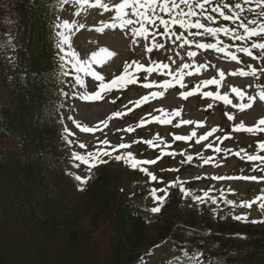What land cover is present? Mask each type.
I'll return each instance as SVG.
<instances>
[{
  "label": "rangeland",
  "instance_id": "1",
  "mask_svg": "<svg viewBox=\"0 0 264 264\" xmlns=\"http://www.w3.org/2000/svg\"><path fill=\"white\" fill-rule=\"evenodd\" d=\"M1 2L2 0L0 4ZM90 2L94 3L95 0H90ZM104 2L115 5L120 0H104ZM238 2L242 3V0ZM230 5L233 7L235 3H230ZM243 7L247 9L255 7V4L243 5ZM77 12L80 14L76 15ZM206 14L212 15L216 21L219 20L216 13ZM113 15V12H103L98 8H81L69 0V3L62 2L57 19L61 26L65 22L70 25V30L58 27L53 56L54 67L59 71L62 80L59 128L68 176L65 179L66 182L79 192L78 189L85 184L81 185L75 177L80 176L89 180L91 172L84 165L73 160V153L87 155L96 152L98 147L105 151H112L114 146L128 144L131 145L129 148L112 151L111 157H102L106 163H100L98 167L110 170L122 183L126 181L135 184L148 183L150 187L147 195L152 200L153 190H156L158 197H164L165 192L159 190L165 189L166 198L174 195L175 198H180L182 206L191 204L197 209H202L210 205L209 207L216 211L229 205L232 217L246 216L248 222L261 221L264 218V210L257 205L254 204L251 208L239 207L257 196L264 195V177L261 170L253 171L258 168L259 162H250L245 156L240 157L241 155L238 154L240 142L243 146L256 142L253 137L243 135L244 131L234 132L232 129L241 124L245 127H253L258 121L264 119V102L257 97L251 108L240 111L237 105L246 104L247 100L237 99L231 89H238L247 97H255L257 92L264 91V53L252 49V55L258 57L257 60H253L235 51L236 48H251L252 43H264V38L253 37L249 41H238L223 34L215 37L190 36L177 25L172 27V31L188 38L190 45L180 47L182 41L159 38L156 43L163 44L164 47L147 52L145 49L146 46H151V37H149V42L142 38H135L136 43L134 44V37L129 29L121 31L119 28H105L103 32L95 30L103 24L116 23L112 20ZM164 18L167 19V17ZM8 19L6 16L5 20ZM248 19H257V16L245 11L240 22L246 24ZM200 22L206 27H227L243 35V30L230 21L213 24L201 18ZM151 31L163 32V28H152ZM196 31L191 30V32ZM63 38H66L68 43L62 44ZM196 43L217 44V47L236 55L240 63L232 61L223 52L197 49L194 46ZM100 49H107L114 54L103 63V66L96 64L91 66V70L101 75L105 83L121 75L124 67L134 62L144 67L156 63L167 64L171 75L167 72L164 75L157 72L151 75L145 72L134 73L135 84H128L120 90L104 92L102 98L98 100L86 99L85 97L91 96L98 90L99 82L94 81L90 76H85L82 71L77 72V61L82 63L89 60L92 54ZM188 52H196L197 55L189 58ZM71 53H75L76 60H73ZM184 64L205 67H189L184 71L182 81L167 91L158 87H142L145 83L159 84L171 81ZM249 66L256 70V76L229 75L234 72L250 71ZM129 71L134 72V69L130 68ZM189 71L197 74L189 76L187 75ZM220 72L224 73L223 77L219 75ZM78 76L83 81L84 87L77 84ZM210 80L216 83L204 87V82ZM197 85L200 86L198 89ZM193 90L197 94L187 99L182 98L185 93ZM153 92H162L163 95L160 98H150L149 102L140 107L135 106L136 101L144 96H150ZM208 93L227 96L232 103L225 105L221 100L205 95ZM7 101L8 91L0 83V106L4 107ZM158 110H163L168 114L173 112L179 114L175 117H165ZM115 113L127 114L113 118ZM228 116H232L233 119L229 120ZM154 118H160L162 121L171 119V123L154 122ZM141 121H144L143 127L138 126ZM81 127L94 129V131L82 132ZM129 128L133 131H124ZM209 132L213 134L208 136L207 140L197 143L200 137ZM192 133L195 135L193 136ZM257 135L261 136L257 143L264 142V132H258ZM175 136L185 137L187 140H174ZM226 136L230 138L223 139ZM140 141H153L154 145L149 147L147 143ZM102 142H107L106 146L102 145ZM80 144L86 147L81 149ZM217 148L220 149L219 152L215 151ZM255 148L253 151L250 150L253 152L252 155L257 152V146ZM167 153L174 155H167ZM128 154L136 160L156 161V163L139 165L137 170H132L123 160L117 162L115 159L117 155L127 156ZM187 157L192 158L190 163ZM205 160L210 162L205 163ZM139 168L145 171H140ZM151 176H155L156 179L152 180ZM250 177L258 179H248ZM169 185L175 186L169 187ZM180 188L185 189L188 195L182 193ZM172 189H175L174 194L171 192ZM78 195L80 196V193ZM158 206V204H153V208ZM149 222L153 223V220ZM171 255L172 253L167 254L163 248L157 249L141 264H168V257ZM188 257L195 264H223L220 259L212 258L200 251H188Z\"/></svg>",
  "mask_w": 264,
  "mask_h": 264
},
{
  "label": "trees",
  "instance_id": "2",
  "mask_svg": "<svg viewBox=\"0 0 264 264\" xmlns=\"http://www.w3.org/2000/svg\"><path fill=\"white\" fill-rule=\"evenodd\" d=\"M60 4H0V83L8 91L0 106V264H140L158 247L172 253L168 264H195L192 250L223 264H264V223L182 206L174 195L153 215L148 183H122L100 167L82 192L66 182L53 62ZM255 146L239 145L240 157Z\"/></svg>",
  "mask_w": 264,
  "mask_h": 264
},
{
  "label": "snow or ice",
  "instance_id": "3",
  "mask_svg": "<svg viewBox=\"0 0 264 264\" xmlns=\"http://www.w3.org/2000/svg\"><path fill=\"white\" fill-rule=\"evenodd\" d=\"M71 2L79 5L81 8L89 7V8H98L102 9L103 12H113L114 15L112 16V20L116 23L114 24H103L100 28L95 29L98 32H103L105 28H119L121 31L125 29H129L131 35L134 37L133 43H136L135 38H142L146 42H149V37L152 38L150 41L151 46H146L147 52H152L153 49L163 48L164 45L160 43H156L157 39L159 38H167L169 40L174 41H182L180 47H184L185 45H190V41L182 34H177L172 31L173 26H179L180 29L188 32L190 36H201V35H210L212 37L217 36L218 34H223L229 36L230 39L238 40V41H249L253 37H262L264 38V0H242L241 2L235 3L233 7H229L227 4L221 3L220 0H120L119 3L115 5H109L104 2V0H95L94 3L90 2V0H71ZM63 3H69V0H63ZM255 4V7H249L245 9L243 5H251ZM227 8L231 15H226L222 9ZM247 11L254 13L257 16V19H248L246 24L240 22L242 20V14ZM216 13L223 21H230L234 24H237L238 28L243 30V35L238 34L234 30H230L227 27H206L203 23L200 22L201 18L203 20L209 21L213 24L217 23L212 15H208L206 13ZM79 15L80 13H75ZM164 17H167L165 19ZM251 26V27H250ZM58 27H63L64 29L70 30V25L65 22L62 26L58 25ZM152 28H163V32H154L151 31ZM192 29L197 30L196 32H191ZM63 37V33H61ZM61 43H68L66 38L61 40ZM219 43V41H217ZM195 48L201 50H214L216 52H223L225 56L230 57L232 61L240 63L237 59V56L232 54L231 52L227 51L226 49H222L217 47V44H205V43H196ZM252 49L260 50L261 53H264V43H252L251 48L243 47V48H236V52L243 53L245 56L251 57L253 60H257V56L252 55ZM68 55V53H66ZM73 60H76L75 53L70 54ZM114 54L107 49H100L98 52L92 54L89 60L84 62L77 61V72H83L85 76H90L94 81H98V90L92 94L91 96L85 97L86 99H101L102 93L110 92L113 90H120L121 88L126 87L128 84H135L136 78L134 73L145 72L151 75L153 72H157L160 75H164L168 72L169 66L167 64L156 63L149 67H144L138 63L132 65H126L124 67V71L121 75L114 78L110 82L105 83L104 78L97 74L95 71L91 70V66L96 64L97 66H103V63L110 59ZM189 58H194L197 53L196 52H188L187 53ZM189 67H205L203 65L196 66V65H188L184 64L181 67V70L177 72L171 81H166L159 84L153 83H145L142 85L144 88H153L158 87L167 91V89L176 87L183 79V73L185 70L189 69ZM134 69V72H130L129 69ZM250 71H240L238 73H229V75H240V76H256L257 72L255 69H251L249 66ZM197 73H193L191 71L187 72V75L191 76ZM219 75L223 77L224 73L220 72ZM76 82L80 87H84L83 81L79 78H76ZM214 80L205 81L204 87L209 85L215 84ZM200 86L197 85L196 88L198 89ZM231 92L240 100H247V103L237 105L240 111H244L247 108H251L252 104L255 102L256 98L258 97L261 102H264V91L257 92L255 97H247L238 89H231ZM197 94L195 90L189 91L183 95L182 98L187 99V97ZM163 95L162 92H153L150 96H144L139 101L135 102L136 107L142 106V104L149 102L150 98H160ZM210 96L213 99L221 100L225 103V105H229L232 102L228 99L227 96H220L217 94L208 93L205 94ZM115 101H113L114 103ZM161 111L162 116L168 117H175L178 115V112H173L171 114L164 113L163 110ZM127 113H115L113 118H119ZM228 119H233L232 116H228ZM154 122H162V123H171V119L161 120L160 118H154ZM140 127L144 126V121L138 125ZM179 126V125H177ZM264 119L257 122V124L253 127H245L243 124L239 125L238 127H234L232 131L234 132H248L249 134H256L258 132H264ZM107 127V124H105ZM80 130L82 132H89L94 131V129H88L81 127ZM124 131H133V129H124ZM217 131V130H213ZM212 132H209L203 137H200L197 140V143L201 142V140H207L208 136L212 135ZM71 135V133H69ZM194 136L195 133H192ZM230 137H224L223 139H229ZM174 140H187L185 137L175 136ZM142 143H147L149 147L154 145L153 141H140ZM222 142V140H221ZM107 142H102V145L106 146ZM131 145L128 144H120L118 146L112 147V151H119L121 149L129 148ZM79 147L84 149L86 146L84 144H80ZM211 147V145H209ZM112 151H105L98 147L97 151L94 153H88L87 155H79L77 153L72 154V158L75 161H78L79 164L84 165L87 170L90 172L93 168L99 166L100 163H106L102 157H111ZM215 151L219 152L220 149L217 148ZM257 152H264V142H261L257 145ZM163 155V154H162ZM167 155H174L172 153H167ZM181 155H183L181 153ZM245 158L250 162H259L258 168L253 169V171L261 170L264 171V156L260 155H247L245 154ZM117 162L123 160L132 170H137L139 165L144 164H153L156 161H149V160H136L132 157L131 154L127 156H115ZM187 161L191 162V157L186 158ZM209 160H205V163H209ZM79 166V165H75ZM140 171H145L143 168H139ZM148 174V173H145ZM90 178V177H89ZM75 179L81 184H86L88 182L87 179L81 178L80 176H76ZM152 180H155V176H151ZM239 179V178H237ZM248 179L257 180V177H250ZM175 185H169V187H174ZM79 191H83V188H79ZM159 191L165 192L164 197H158L156 194V190H153L151 195L153 200L159 205L158 207L153 208L151 211L153 213H158L163 206L164 200L166 199L167 193L165 189H160ZM180 191L184 193L186 196L188 193L185 189L180 188ZM213 203L215 201L213 200ZM257 205L261 210H264V195L257 196L250 202L243 203L239 205V207H247L251 208L253 205ZM233 219L248 222V218L246 216H235ZM251 223H264V221H250ZM195 259V258H194Z\"/></svg>",
  "mask_w": 264,
  "mask_h": 264
}]
</instances>
